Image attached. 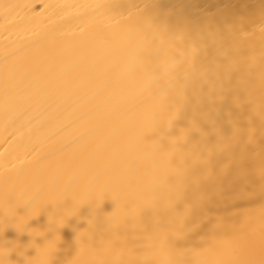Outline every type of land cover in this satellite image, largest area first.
Returning <instances> with one entry per match:
<instances>
[{
	"label": "bare ground",
	"instance_id": "bare-ground-1",
	"mask_svg": "<svg viewBox=\"0 0 264 264\" xmlns=\"http://www.w3.org/2000/svg\"><path fill=\"white\" fill-rule=\"evenodd\" d=\"M0 246L264 264V0H0Z\"/></svg>",
	"mask_w": 264,
	"mask_h": 264
},
{
	"label": "clouds",
	"instance_id": "clouds-1",
	"mask_svg": "<svg viewBox=\"0 0 264 264\" xmlns=\"http://www.w3.org/2000/svg\"><path fill=\"white\" fill-rule=\"evenodd\" d=\"M12 251H14V249H8L0 246V264H15V262L8 259ZM20 255L25 257L26 264H37L36 259L26 257L23 252H21Z\"/></svg>",
	"mask_w": 264,
	"mask_h": 264
}]
</instances>
